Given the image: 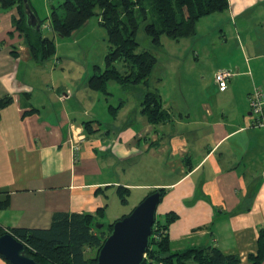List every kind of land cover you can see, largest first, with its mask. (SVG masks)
<instances>
[{"label": "crops", "instance_id": "0c3cea01", "mask_svg": "<svg viewBox=\"0 0 264 264\" xmlns=\"http://www.w3.org/2000/svg\"><path fill=\"white\" fill-rule=\"evenodd\" d=\"M63 1L29 0L44 20L43 35L55 43L54 56L41 63L14 29L17 6H0V97L11 98L0 111V226L48 228L54 213L75 212L92 215L100 228L126 214H110L115 198L127 207L132 195L139 202L163 189L155 218L175 216L167 227L171 250L209 242L238 255L237 264H253L248 256L257 255L264 233V131L249 124L248 96L264 84V0H227L218 12L234 26L219 30L236 40L213 72L237 71L227 88L220 90L212 75L216 90L190 93L198 102L188 104L178 75L177 93L175 86L165 100L157 91L169 113L160 123H150L138 102L118 98L112 105L108 83L105 92L91 89L88 78L99 65L83 72L57 54L64 37L48 18ZM170 46L181 69L192 65L189 51L200 57L190 42ZM71 64L75 75L62 82ZM157 83L154 76L148 86ZM118 187L129 190L125 203ZM0 264H7L1 256Z\"/></svg>", "mask_w": 264, "mask_h": 264}, {"label": "trees", "instance_id": "16d2710c", "mask_svg": "<svg viewBox=\"0 0 264 264\" xmlns=\"http://www.w3.org/2000/svg\"><path fill=\"white\" fill-rule=\"evenodd\" d=\"M14 5L18 8L19 18H13V26L26 40L30 56L37 63L50 59L55 54V43L43 35L41 26L44 20L36 17L39 28H32L25 21L23 0H0L3 8ZM227 6V0H64L51 8L48 25L58 36L69 37L96 16L106 32L108 51L104 57V69H98L88 78L89 87L105 92L107 83L115 82L132 89L138 94L141 113L150 123H160L169 121V113L163 108L159 93L148 86L157 58L150 51L138 50L136 33L140 24H143L152 45L158 47L162 36L177 41L194 35L200 18L222 12ZM118 62L125 65L124 71L117 68ZM10 102V97H0V111ZM157 190L162 197L164 190ZM128 192L127 188H117L122 203L127 201ZM174 219L173 214L155 218L142 264L239 263L238 255L225 254L209 242L184 250H171L167 227ZM98 223L88 213L57 212L48 228L0 226V235L9 233L21 241L25 251L38 263L97 264L98 251L112 228V223L97 228ZM263 256L264 233L261 232L257 255L248 257L253 264H258Z\"/></svg>", "mask_w": 264, "mask_h": 264}, {"label": "rangeland", "instance_id": "374dc122", "mask_svg": "<svg viewBox=\"0 0 264 264\" xmlns=\"http://www.w3.org/2000/svg\"><path fill=\"white\" fill-rule=\"evenodd\" d=\"M84 26L85 28L81 27L83 28L82 30L76 31V33L74 32L69 37H64L58 42L57 54L59 53L62 57L72 58L76 66L83 72L86 70L91 71L94 64L99 65L101 70H103L104 57L108 51L106 32L99 25L96 16L90 18ZM233 27V23L230 21L226 23L222 15L215 13L197 23L196 35L179 39V41L162 36V45L155 47L152 45L150 37L144 32L143 24H140L136 33V40L139 43L138 50L150 51L157 58V63L150 78L152 79L154 76L159 78L160 85L157 83L156 87L150 88L161 93L162 97L166 100L165 97H168V94H172L175 91V86L177 93V80L181 76L186 81H181L179 91L185 95L184 98H186L185 101L188 104L198 102L197 98H192L194 94L198 95V92L208 93L209 91L216 90V87L212 85V75L217 67L216 63L219 65L222 61L223 56L229 49L228 46L236 45L235 39H225L219 29H233ZM188 42L192 43V47L199 52L200 57L199 59L192 58L189 51L192 65L188 66L186 62L181 69V65H178L173 59V55H176L178 51H175L173 48L171 49L170 44ZM116 65L121 71H124L126 68L122 62H118ZM66 68L67 71L60 79L62 82L69 83L70 78L75 75L73 73L75 67L71 64L64 69ZM107 88L114 97L113 101L110 102L114 106L118 98H127L128 101L138 102V94L130 88H124L115 82H109ZM193 92L194 94L191 97L190 93ZM173 101L178 102L175 98ZM136 199L137 196L132 195L129 198V205L126 207L122 206L119 200L115 198L116 201L110 207V214H113L112 210L115 213L124 211V213L128 214L132 210V207L138 203ZM106 222H109V219L108 221L105 219L103 223Z\"/></svg>", "mask_w": 264, "mask_h": 264}, {"label": "water", "instance_id": "95a60500", "mask_svg": "<svg viewBox=\"0 0 264 264\" xmlns=\"http://www.w3.org/2000/svg\"><path fill=\"white\" fill-rule=\"evenodd\" d=\"M23 6L26 24L38 29L36 15L28 0H23ZM160 200V191L150 192L128 214L112 223L111 232L98 251L97 264H142ZM0 256L9 264H42L35 261L25 251L24 244L9 233L0 235Z\"/></svg>", "mask_w": 264, "mask_h": 264}, {"label": "built area", "instance_id": "2783aa9c", "mask_svg": "<svg viewBox=\"0 0 264 264\" xmlns=\"http://www.w3.org/2000/svg\"><path fill=\"white\" fill-rule=\"evenodd\" d=\"M237 75L231 68H219L213 75V80L220 90L227 88L228 81ZM250 126L264 131V84L255 86L248 96Z\"/></svg>", "mask_w": 264, "mask_h": 264}]
</instances>
